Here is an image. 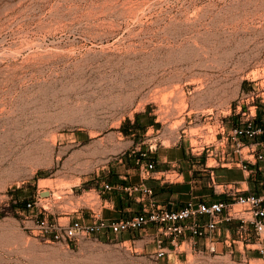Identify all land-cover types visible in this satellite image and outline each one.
Listing matches in <instances>:
<instances>
[{"label": "rangeland", "instance_id": "1", "mask_svg": "<svg viewBox=\"0 0 264 264\" xmlns=\"http://www.w3.org/2000/svg\"><path fill=\"white\" fill-rule=\"evenodd\" d=\"M263 88L264 0H0V264H260L155 229L77 241L36 224L104 216L95 190L138 161L185 172L149 181L162 204L208 193L190 183L191 136ZM119 201L116 218L138 211Z\"/></svg>", "mask_w": 264, "mask_h": 264}, {"label": "built area", "instance_id": "2", "mask_svg": "<svg viewBox=\"0 0 264 264\" xmlns=\"http://www.w3.org/2000/svg\"><path fill=\"white\" fill-rule=\"evenodd\" d=\"M210 134L213 136L209 139L199 134L191 136L196 144L190 140L189 146L196 158L189 161L190 183L208 193L192 195L181 206L162 204L149 181L173 184L174 177L178 183L185 172L178 165L165 172L159 171L154 161H138L139 182L116 186L105 182L95 190L101 208L106 197L117 193L133 200L138 211L130 209L127 216L116 219L91 211L88 219L73 220L66 226L50 228L42 219L37 227L55 232V239L77 241L106 234L119 238L155 229L159 243L168 240L190 247L201 245L214 255L239 254L246 261L249 258L250 262L264 264V88L242 98L229 126L222 122L218 131ZM233 171L241 172L242 177L228 180L219 174ZM164 255L165 250L159 248L158 256Z\"/></svg>", "mask_w": 264, "mask_h": 264}, {"label": "crops", "instance_id": "3", "mask_svg": "<svg viewBox=\"0 0 264 264\" xmlns=\"http://www.w3.org/2000/svg\"><path fill=\"white\" fill-rule=\"evenodd\" d=\"M182 151L181 149H177L174 153L175 157L177 158L178 156L180 158H182ZM143 162V161H141ZM187 162V161H185ZM140 169H136V170H128L127 174L129 175L131 173L130 176H125V177H120L123 178L124 180H127V182H122V184H128V183H137L140 181ZM133 173V174H132ZM134 175V176H133ZM181 193V192H180ZM179 193V194H180ZM176 193H174L175 195ZM183 194V191H182ZM119 197L122 198V196H116V195H110L107 197L106 201H105V210H104V216L108 219L110 218H116L118 216V213L121 212V210L125 207L124 205H121L120 201H119ZM161 195L157 196V199L161 202L160 200ZM126 210V209H125Z\"/></svg>", "mask_w": 264, "mask_h": 264}, {"label": "bare ground", "instance_id": "4", "mask_svg": "<svg viewBox=\"0 0 264 264\" xmlns=\"http://www.w3.org/2000/svg\"><path fill=\"white\" fill-rule=\"evenodd\" d=\"M2 108H3V107H2ZM45 184H46V183L44 182V183L41 184V186H45ZM48 184H49V183H48Z\"/></svg>", "mask_w": 264, "mask_h": 264}, {"label": "water", "instance_id": "5", "mask_svg": "<svg viewBox=\"0 0 264 264\" xmlns=\"http://www.w3.org/2000/svg\"><path fill=\"white\" fill-rule=\"evenodd\" d=\"M43 196H49V193H45Z\"/></svg>", "mask_w": 264, "mask_h": 264}]
</instances>
